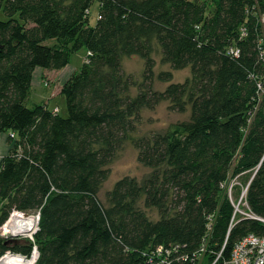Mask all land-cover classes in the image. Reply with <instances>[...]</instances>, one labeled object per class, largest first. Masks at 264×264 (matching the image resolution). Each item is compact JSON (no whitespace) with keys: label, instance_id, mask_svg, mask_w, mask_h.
Returning a JSON list of instances; mask_svg holds the SVG:
<instances>
[{"label":"trees","instance_id":"16d2710c","mask_svg":"<svg viewBox=\"0 0 264 264\" xmlns=\"http://www.w3.org/2000/svg\"><path fill=\"white\" fill-rule=\"evenodd\" d=\"M0 10V137L11 143L0 225L14 209L40 211L36 264H152L160 245L173 264H223L243 236L264 234V221L235 212L246 188L240 208L264 218V0H0ZM156 47L172 69H190L184 82L164 70L170 84L153 89ZM83 48L61 90L68 115L29 106L35 69H62ZM125 56L144 60L142 82L126 75ZM165 100L189 119L137 139L154 171L144 183L120 179L103 200L143 109ZM7 250L30 254L31 243L0 238V256Z\"/></svg>","mask_w":264,"mask_h":264},{"label":"rangeland","instance_id":"374dc122","mask_svg":"<svg viewBox=\"0 0 264 264\" xmlns=\"http://www.w3.org/2000/svg\"><path fill=\"white\" fill-rule=\"evenodd\" d=\"M99 17V2L96 1L91 7L90 13V22L92 25L96 24ZM6 15L3 10H0V19H6ZM54 40H49V43H52ZM87 50L83 48L82 50L76 52L72 61L69 63V69H78L82 66L83 62L87 59ZM153 57L156 60L155 65V76L153 79V89L164 91L170 82L162 81L159 79L158 74L164 70H173L174 78L173 82H184L185 79L190 75V69L185 68L181 70L172 69L169 63L162 62V52L160 47H156V50L153 54ZM123 68L126 75L131 76V79L137 80L138 82H142L143 74L145 70V62L139 56H125L123 57ZM42 68V67H41ZM43 78L39 76L38 70L34 77V93L35 91L39 92V95L35 94L33 97H29L27 100V104L29 106L34 105L35 103H45L47 102L50 107L56 106V110L61 109L60 113L63 116L68 115L67 108V100L64 94L59 93L56 97H51L53 90L57 89L58 82L51 83L50 86H46ZM62 85V83H61ZM58 91V90H57ZM132 94L136 95L139 92V88L134 85L132 86ZM41 101V102H40ZM190 117V110L186 112H181L176 109H172L170 107V102L168 100L162 101L155 108H145L141 113V120L137 123L136 130L132 132L131 137L124 141L121 148L117 151V155L113 159V161L109 164L110 175L108 179L105 181L103 188L100 192V197L105 200L106 193L109 190H112L115 184L122 178L130 176L136 178L140 183H144V181L150 177L153 168L143 164L139 160V148L136 146L135 141L139 138H143L145 136L151 137L156 134H164L166 133L175 123L188 120ZM8 135L10 134L7 132ZM11 149V143L8 141ZM10 151V150H9ZM7 152L5 155H7ZM4 155V156H5ZM4 156L0 155V161ZM240 184V182L234 179L230 185L228 186L229 195L232 198V193L230 192L231 188L233 191V186ZM240 186V185H239ZM246 188L243 189L245 191ZM243 196V193L241 194ZM240 196V198H241ZM239 198V200H240ZM139 205L143 208L150 218L157 220L160 216L156 208H146L144 207L142 201H140ZM243 206L248 207L246 203H243ZM242 211H248L244 208H241ZM243 214V213H242ZM219 254L217 259L219 258Z\"/></svg>","mask_w":264,"mask_h":264},{"label":"built area","instance_id":"2783aa9c","mask_svg":"<svg viewBox=\"0 0 264 264\" xmlns=\"http://www.w3.org/2000/svg\"><path fill=\"white\" fill-rule=\"evenodd\" d=\"M230 53L238 56L240 50L238 48H231ZM55 111H58V109H55ZM11 135L14 136V134ZM230 192L232 193V188ZM245 195L246 190L243 191V196H241L238 203L235 204V212H239L241 214L243 213L242 215H245L247 217L258 218L264 221V218L256 216L250 211H242V209L240 208V204H247L244 199ZM40 218V211L35 213H27L22 210L14 209L10 213L7 220L2 225H0V238L28 239L31 243V252L30 254H25L23 252L7 250L2 256H0V264H10V262H20L21 264L37 263V260L40 257V250L35 240V234L40 228ZM15 219L18 220V226L16 227L13 225ZM28 219L31 220V222L29 223L31 224L29 232H27V229L25 228V226L28 224ZM23 222L26 223L25 226ZM223 249L219 253V256L222 255ZM172 250L173 249L171 248H165L163 245L158 246L154 251L155 253L153 255V258H151V261H153L152 264H173V261L170 258ZM204 250L205 247L202 248V251ZM184 258L187 259V257ZM191 264H195V261L193 259L191 261ZM223 264H264V234L259 235L256 233H248L243 236L235 244L231 256L224 259Z\"/></svg>","mask_w":264,"mask_h":264},{"label":"crops","instance_id":"0c3cea01","mask_svg":"<svg viewBox=\"0 0 264 264\" xmlns=\"http://www.w3.org/2000/svg\"><path fill=\"white\" fill-rule=\"evenodd\" d=\"M80 67L78 69H80ZM78 69H76L75 71H77ZM37 70H38L39 76L43 78L42 81H44V84L46 86H50L51 83H53V82H58V85H57L58 87H57V89L53 90L51 97H56L59 95V93H61L63 84L75 72L74 69H69V64L67 66H65L64 68L59 69V70H50V69L37 67L35 69L34 75H33L32 91H31V95H30L31 98L33 97L34 94L36 96L39 95L38 91H35V93H34V90H33L34 77H35V74L37 73ZM61 83H62V85H61ZM35 104H37V103H35ZM44 104L48 105L47 102H45ZM56 106L57 105H55L53 107H50V106L49 107L54 110L56 108ZM59 111H61L60 107H59ZM8 141H9L8 133H3L0 137V155L1 156H4L10 150V145L8 144Z\"/></svg>","mask_w":264,"mask_h":264},{"label":"bare ground","instance_id":"6f19581e","mask_svg":"<svg viewBox=\"0 0 264 264\" xmlns=\"http://www.w3.org/2000/svg\"><path fill=\"white\" fill-rule=\"evenodd\" d=\"M31 222V220L30 219H28V224L26 225V223L25 222H23L24 223V226H25V228L27 229V232H29L30 231V228H31V224H29ZM19 223H21V222H19ZM13 225L16 227V226H18V220L17 219H15V221L13 222ZM10 264H21L20 262H10Z\"/></svg>","mask_w":264,"mask_h":264},{"label":"water","instance_id":"95a60500","mask_svg":"<svg viewBox=\"0 0 264 264\" xmlns=\"http://www.w3.org/2000/svg\"><path fill=\"white\" fill-rule=\"evenodd\" d=\"M8 240L10 241V240H17V239H8Z\"/></svg>","mask_w":264,"mask_h":264}]
</instances>
